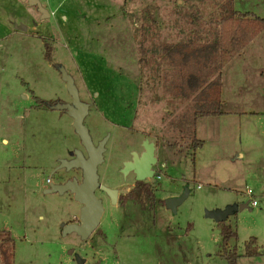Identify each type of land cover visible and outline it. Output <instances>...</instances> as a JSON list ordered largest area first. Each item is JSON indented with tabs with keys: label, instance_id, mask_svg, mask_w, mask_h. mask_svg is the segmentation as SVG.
<instances>
[{
	"label": "rangeland",
	"instance_id": "1",
	"mask_svg": "<svg viewBox=\"0 0 264 264\" xmlns=\"http://www.w3.org/2000/svg\"><path fill=\"white\" fill-rule=\"evenodd\" d=\"M39 2L49 19L19 0H0V231L15 242L13 264H77L75 255L84 264H228L217 254L219 228L206 211L245 202L248 208L225 222L237 235L230 248L236 264H264V30L249 54L235 59L239 52L221 71L223 114L197 119L187 134L173 125L189 103L164 92L162 63L155 58L152 70L143 67L141 48L209 40L225 0ZM235 4L264 18V0ZM60 67L90 105L84 124L94 145L110 135L97 171L101 185L125 194L133 183L122 173L130 152L141 153V140L157 144L159 178L141 182L161 202L145 209L104 203L86 241L61 232V224L78 221L71 195L31 192L69 151H83L71 118L45 107L71 102ZM194 138L202 146L192 161ZM61 170L52 175L57 183L81 180ZM185 189L175 214L166 210L164 200ZM251 238L259 255L245 257Z\"/></svg>",
	"mask_w": 264,
	"mask_h": 264
},
{
	"label": "trees",
	"instance_id": "2",
	"mask_svg": "<svg viewBox=\"0 0 264 264\" xmlns=\"http://www.w3.org/2000/svg\"><path fill=\"white\" fill-rule=\"evenodd\" d=\"M221 7L217 28L209 40L160 44L150 51L141 48L143 67L152 70L150 64L155 67V58L162 63L160 77L164 92L170 98L189 103L185 112L175 119L173 126L179 133L185 131L187 134H194L197 119L222 114L219 108L220 72L258 35L259 31L264 30V18L252 13L235 11L232 0H225ZM45 48H48L47 44ZM201 146L202 141L192 139L190 146L192 161L195 159L196 150ZM160 202L156 201L150 184L146 182H136L134 188L121 197L123 208L130 204L141 208L152 207ZM217 227L221 240L217 254L228 264H236L238 258L236 248H230L231 243L236 240V232L225 222L217 224ZM256 243V239L251 238L245 244V257L259 255ZM14 251L15 242L11 234L0 231V264H13Z\"/></svg>",
	"mask_w": 264,
	"mask_h": 264
},
{
	"label": "water",
	"instance_id": "3",
	"mask_svg": "<svg viewBox=\"0 0 264 264\" xmlns=\"http://www.w3.org/2000/svg\"><path fill=\"white\" fill-rule=\"evenodd\" d=\"M22 3L27 4L30 7L36 8L40 14V20L49 19L48 11L42 7L38 0H19ZM15 29L20 31H26L24 26H14ZM62 81L65 83V88L70 96V104H55L49 105V110L57 112H65V114L72 120V128L75 135L78 137L79 142L87 154V157L83 156V153L79 150H74L69 153L70 157L75 156L71 160L61 159L59 160V166L56 170L65 168H79L82 170V180L78 184L75 180L68 182L65 185L51 184L48 194L69 192L73 196V200L81 205L79 224H61L62 235L75 234L81 240H88L96 231L100 224L101 217L104 213V207L100 199L95 195V190L100 188L108 196L111 197L112 204H116V191L107 188L99 184L98 167L104 161V153L106 151L105 145L108 141L109 135H106L101 141L94 145L90 136L88 128L85 126L84 121L88 115L89 104H86L80 100L78 90L74 84L73 78L66 72L63 67L59 68ZM147 152L138 157L133 154V159L130 162H125L123 166V174L135 173L136 182L154 178V173L151 171V166L155 163L153 158V150L151 145H147ZM53 171L52 173H54ZM188 190L185 189L184 193L178 197L168 198L164 200L165 209L169 210L172 214H175L177 206H179L187 197ZM249 202L242 204H234L226 206L224 209L206 211L205 217L213 220L215 224L226 222L229 216L238 211L248 208ZM77 264H84V260L78 255H75Z\"/></svg>",
	"mask_w": 264,
	"mask_h": 264
},
{
	"label": "flooded vegetation",
	"instance_id": "4",
	"mask_svg": "<svg viewBox=\"0 0 264 264\" xmlns=\"http://www.w3.org/2000/svg\"><path fill=\"white\" fill-rule=\"evenodd\" d=\"M71 100V99H70ZM50 104L48 103V102H45V107L47 108V109H49L48 108V106H49ZM89 110H90V105H89V109H88V113H89ZM65 113V112H64ZM106 135H109V134H106ZM105 135V136H106ZM104 136V137H105ZM109 138H110V135H109ZM108 138V139H109ZM103 139V138H102ZM146 144L147 145H150V144H148V143H146L145 142V140H141L140 141V146L142 147V151H141V153L139 152H137V153H132V152H130V157H129V159L128 160H126V162H130V161H132V159H133V154H136L138 157H141V155L142 154H144V153H146L147 152V147H146ZM97 145V144H96ZM152 146V150H153V158H155L154 157V151H155V149H157V144L156 143H154V144H152L151 145ZM83 149V148H82ZM74 151V150H73ZM73 151H69L68 152V156H69V153L70 152H73ZM79 151H81V150H79ZM82 153H83V156L84 157H87V154H86V152L84 151V149H83V151H81ZM70 157V156H69ZM73 158H75V156H73V157H70V159L69 160H71V159H73ZM61 160V159H60ZM158 159L157 158H155V163H153L152 164V166H151V171L154 173V178H159V168H156V166L158 165ZM59 160H58V162H57V165L56 166H54V167H52L50 170H49V172H48V174H47V178L45 179V185L43 186V187H41V188H39V189H37V190H34V191H31L33 194H41V195H56V196H60V195H62V194H69V195H71L69 192H64V193H62V194H59V193H55V194H48V190H50V185L51 184H58V185H65L66 183H68V182H72L73 180H75L78 184H80L81 183V180H82V170L81 169H79V168H70L69 170H67V169H65V168H61L60 170V172H64L65 174H68V172L69 173H71L72 171H76V172H78L79 174H80V178H81V180L80 181H78L76 178H74V177H71L70 179H66L64 182H62L61 184H59V183H57V181L55 180V178L52 176L53 175V171H57L56 169H57V167L59 166ZM124 166V164L122 165V167ZM167 166H166V164H164V165H161V169L163 168H166ZM59 170V169H58ZM123 173V172H122ZM131 175H132V179H133V183H132V187L131 188H128V190H127V192L125 193V194H121V193H119L117 190H115V189H113V190H115L116 191V204H118L119 202H120V200H121V197H123L124 195H126V194H128L133 188H134V186H135V183H136V174L135 173H133V172H131L130 173ZM100 184V183H99ZM101 185V184H100ZM108 188V187H107ZM110 189H112V188H110ZM95 195H96V197L98 198V199H100L101 200V202H102V205H103V207H104V203H108V204H111V205H115V204H112V200H111V197L110 196H108L104 191H102L100 188H97L96 190H95ZM71 197H72V200H73V196L71 195ZM44 198V197H43ZM45 200V199H44ZM74 201V200H73ZM75 202V201H74ZM80 208H81V205H79V212H78V221L76 222V224H79V217H80ZM145 208H147V207H145ZM144 208V209H145ZM164 208H165V206H164ZM167 210V209H166ZM169 211V210H168ZM61 232H62V229H61ZM79 238V237H78Z\"/></svg>",
	"mask_w": 264,
	"mask_h": 264
},
{
	"label": "crops",
	"instance_id": "5",
	"mask_svg": "<svg viewBox=\"0 0 264 264\" xmlns=\"http://www.w3.org/2000/svg\"><path fill=\"white\" fill-rule=\"evenodd\" d=\"M180 3V2H179ZM232 5H233V9L237 12H241V13H252L254 15L257 16L256 13H254V11H252V9H247L246 11H243V10H239L236 8V4H235V0H232ZM63 19H65V17L63 16ZM14 28V27H13ZM255 44V41H252L251 43H249L236 57L235 59L239 58V57H242L244 56L246 53H250L251 52V49L253 47V45ZM252 54V53H251ZM222 71V70H221ZM220 77H221V72H220ZM220 85H221V82H220ZM220 98L221 97V94H220ZM221 100V99H220ZM221 102V101H220ZM221 112V111H220ZM222 113V112H221ZM223 114V113H222Z\"/></svg>",
	"mask_w": 264,
	"mask_h": 264
},
{
	"label": "built area",
	"instance_id": "6",
	"mask_svg": "<svg viewBox=\"0 0 264 264\" xmlns=\"http://www.w3.org/2000/svg\"><path fill=\"white\" fill-rule=\"evenodd\" d=\"M40 1V0H38ZM51 15H53V13H51ZM252 206H256V202H252Z\"/></svg>",
	"mask_w": 264,
	"mask_h": 264
},
{
	"label": "bare ground",
	"instance_id": "7",
	"mask_svg": "<svg viewBox=\"0 0 264 264\" xmlns=\"http://www.w3.org/2000/svg\"><path fill=\"white\" fill-rule=\"evenodd\" d=\"M146 147L148 148L147 144H146ZM149 149V148H148Z\"/></svg>",
	"mask_w": 264,
	"mask_h": 264
}]
</instances>
